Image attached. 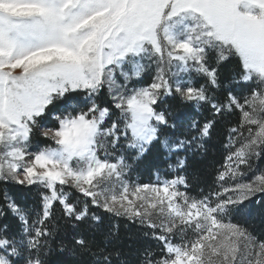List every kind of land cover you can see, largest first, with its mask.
Listing matches in <instances>:
<instances>
[{
    "label": "snow or ice",
    "instance_id": "snow-or-ice-1",
    "mask_svg": "<svg viewBox=\"0 0 264 264\" xmlns=\"http://www.w3.org/2000/svg\"><path fill=\"white\" fill-rule=\"evenodd\" d=\"M218 124L223 162L193 195ZM149 153L163 167L132 179ZM262 156L264 0H0V264H50L54 245L132 264L93 209L154 242L129 238L134 264H264L233 219L264 196Z\"/></svg>",
    "mask_w": 264,
    "mask_h": 264
},
{
    "label": "trees",
    "instance_id": "trees-1",
    "mask_svg": "<svg viewBox=\"0 0 264 264\" xmlns=\"http://www.w3.org/2000/svg\"><path fill=\"white\" fill-rule=\"evenodd\" d=\"M235 64V60H230L225 63L221 69V78L227 80L231 76V70ZM169 104L173 107H177L176 102L169 100ZM188 116L193 120H203V115L198 113L195 108H187L184 110ZM235 119V118H231ZM226 130L223 124H218L213 130V134L206 142V152L203 155L190 156L189 159V177L192 184L191 193L194 195L199 194L201 189L207 192L208 187L212 184L215 178V169L223 162L224 149L223 144L225 142ZM264 160V156L261 157ZM141 164L144 167L151 170L156 166L163 167V161L157 160L152 153L146 154ZM252 202V208H250V218H244L242 224L249 225L254 234L258 237L264 236V196L258 197V201ZM104 217V223L95 230V237L97 242H103V234L106 233L109 227L113 224H119V240L118 245L134 264V257L132 249L136 247V243L130 242L129 238L134 237L136 242L143 244L154 243L151 241L142 239V229L138 224L131 223L124 218H118L109 216L100 212V210L93 209ZM64 229L62 228L61 234L63 235ZM49 257L50 264H90L91 258L88 255H72L68 252L61 253L56 249Z\"/></svg>",
    "mask_w": 264,
    "mask_h": 264
},
{
    "label": "rangeland",
    "instance_id": "rangeland-1",
    "mask_svg": "<svg viewBox=\"0 0 264 264\" xmlns=\"http://www.w3.org/2000/svg\"><path fill=\"white\" fill-rule=\"evenodd\" d=\"M253 164H254V166H258L259 168H264V160L262 158H259V159L254 158ZM152 170L150 168L144 167V165L141 164V161H140L135 165V170L133 171L132 179L139 180L141 182H149L151 179H154V177L152 176ZM258 197H260L259 194L255 198H253V200H251L249 202H245V204L240 207L239 211L234 214L233 219L235 222H239L242 224L241 221L244 218H246V219L250 218V211L249 210H250V208H252V202L253 201L257 202ZM256 202H255V204H256ZM246 226L251 230V227H249V225H246ZM258 238L261 240H264V236L258 237Z\"/></svg>",
    "mask_w": 264,
    "mask_h": 264
}]
</instances>
